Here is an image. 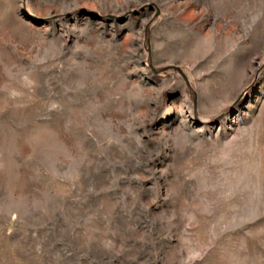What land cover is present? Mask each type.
Here are the masks:
<instances>
[{"label": "rangeland", "instance_id": "1", "mask_svg": "<svg viewBox=\"0 0 264 264\" xmlns=\"http://www.w3.org/2000/svg\"><path fill=\"white\" fill-rule=\"evenodd\" d=\"M0 264H264V0H0Z\"/></svg>", "mask_w": 264, "mask_h": 264}]
</instances>
